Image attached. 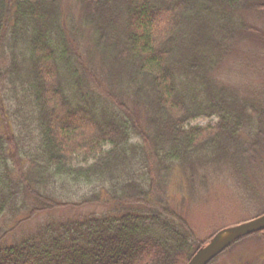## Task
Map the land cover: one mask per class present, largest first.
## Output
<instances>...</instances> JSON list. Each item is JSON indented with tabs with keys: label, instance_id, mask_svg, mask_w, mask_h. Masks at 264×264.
<instances>
[{
	"label": "trees",
	"instance_id": "obj_1",
	"mask_svg": "<svg viewBox=\"0 0 264 264\" xmlns=\"http://www.w3.org/2000/svg\"><path fill=\"white\" fill-rule=\"evenodd\" d=\"M75 2L77 22L62 0H0V217L12 220L0 264H185L205 242L170 204L173 166L212 154L243 169L264 146V111L210 72L240 38L264 42L242 17L264 12V0ZM84 32L87 55L144 117L90 87ZM55 189L85 193L57 201ZM90 204L109 211L3 243L36 213Z\"/></svg>",
	"mask_w": 264,
	"mask_h": 264
},
{
	"label": "rangeland",
	"instance_id": "obj_2",
	"mask_svg": "<svg viewBox=\"0 0 264 264\" xmlns=\"http://www.w3.org/2000/svg\"><path fill=\"white\" fill-rule=\"evenodd\" d=\"M62 7L63 14L78 21L79 9L75 0H62ZM242 17L245 23L264 33V12L243 10ZM89 47L88 33L84 32V36L78 39L77 50L85 64L88 62L92 67V71L86 75L90 87L103 97L110 92L117 94L119 99L140 114L139 117H144L145 107L133 104L132 92L118 88L114 78L116 75H108L96 59L92 61L87 55ZM224 53L216 68L210 71L215 81L235 90L239 101L254 104L264 111V42L240 38ZM139 121L143 123V120ZM207 122L208 119L200 118L192 124L205 125ZM249 133V127L243 125L238 134L250 138ZM26 142L29 141L24 140L21 145L25 147ZM262 148L254 156L253 164H247L243 169L242 165H236L226 157L214 158L212 154L194 160L199 161L197 163L192 160V167L177 163L173 166L168 179L170 204L185 219L199 242H206L221 228L250 220L264 212V146ZM26 156L22 153L23 173L29 170ZM54 191L53 198L57 201H65L66 198L77 201L85 190L77 193H66L62 189ZM106 211L109 209L105 206L93 204L42 211L7 232L2 238L3 243L11 245L33 235L51 221L60 223L71 218L83 219ZM11 221L7 214L1 216L0 228L4 230L10 227ZM208 264H264V236L259 232L251 234L230 245Z\"/></svg>",
	"mask_w": 264,
	"mask_h": 264
},
{
	"label": "water",
	"instance_id": "obj_3",
	"mask_svg": "<svg viewBox=\"0 0 264 264\" xmlns=\"http://www.w3.org/2000/svg\"><path fill=\"white\" fill-rule=\"evenodd\" d=\"M264 229V213L244 222L218 230L200 246L185 264H208L231 243Z\"/></svg>",
	"mask_w": 264,
	"mask_h": 264
}]
</instances>
